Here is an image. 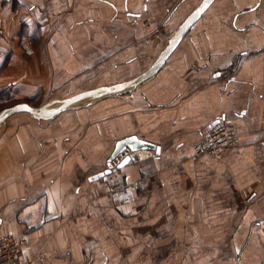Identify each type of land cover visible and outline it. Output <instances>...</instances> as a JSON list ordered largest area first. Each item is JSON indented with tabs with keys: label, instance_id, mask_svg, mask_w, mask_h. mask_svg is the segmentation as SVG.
Instances as JSON below:
<instances>
[{
	"label": "crops",
	"instance_id": "1",
	"mask_svg": "<svg viewBox=\"0 0 264 264\" xmlns=\"http://www.w3.org/2000/svg\"><path fill=\"white\" fill-rule=\"evenodd\" d=\"M202 1L0 0V91L129 81ZM63 112L0 126V235L34 264H264V0H214L150 78ZM219 118L238 148L194 157ZM129 136L155 148L111 170ZM109 169L131 201L98 197Z\"/></svg>",
	"mask_w": 264,
	"mask_h": 264
},
{
	"label": "water",
	"instance_id": "2",
	"mask_svg": "<svg viewBox=\"0 0 264 264\" xmlns=\"http://www.w3.org/2000/svg\"><path fill=\"white\" fill-rule=\"evenodd\" d=\"M214 0H203L181 23V25L176 29L174 35L170 38L168 44L164 48V50L160 53L158 58L152 64V66L147 69L142 74L138 75L137 77L112 86L87 90L84 92H80L76 95L68 97L59 101V105L55 108H50L48 106H41V107H33L26 103H19L13 106L7 107L0 111V124L3 123L9 116L16 114V113H27L31 115L33 118L38 120H49L52 117L58 115L59 113L65 111L67 108L74 104H81L91 100H97L99 98H103L112 94L122 93L127 90H132L136 88L140 83L145 81L146 79L150 78L154 75L165 62L167 57L171 54L174 48L178 45L182 37L187 33L191 25L204 13V11L210 6V4ZM21 107H27L31 109V111H22L17 110ZM216 124V121L212 124V126ZM155 146L151 143L146 141H142L135 136L126 137L115 144L114 150L110 154L108 158V162H112L116 157L123 154L125 151L130 153L136 152L138 150H147V149H154ZM130 156L126 155L122 158L118 167L123 166L125 161H129ZM110 169L105 172V174H109ZM103 174H98L91 177V180H95L101 177Z\"/></svg>",
	"mask_w": 264,
	"mask_h": 264
},
{
	"label": "built area",
	"instance_id": "3",
	"mask_svg": "<svg viewBox=\"0 0 264 264\" xmlns=\"http://www.w3.org/2000/svg\"><path fill=\"white\" fill-rule=\"evenodd\" d=\"M44 2L50 0H42ZM238 148L234 130L231 124L223 119H217L204 138L193 145L194 157L211 155L218 157L231 153ZM137 188V182L129 175H122L112 179L105 194L112 199H131ZM264 230V220L260 223ZM24 241L9 234L0 235V264H34L32 259L25 256Z\"/></svg>",
	"mask_w": 264,
	"mask_h": 264
},
{
	"label": "rangeland",
	"instance_id": "4",
	"mask_svg": "<svg viewBox=\"0 0 264 264\" xmlns=\"http://www.w3.org/2000/svg\"><path fill=\"white\" fill-rule=\"evenodd\" d=\"M69 84H70L69 86L60 87L58 89H50V87H48L46 90L43 89V90L38 91L36 93V95L21 97V98H17V99H15V98L11 99L7 96V94H3L1 99H0V109L6 108L9 106H13V105L19 104V103L30 104V106H33V107L54 106L59 101L63 100L64 98L66 99V97H69V95H71L72 93L88 88V86H81L82 82H80L79 80H75L74 82H70ZM84 84H87V82H84ZM117 94H119V93H117ZM93 101H95V100L87 101V102H84L81 104H74V105L70 106L69 108H67L63 113H66V112H69L72 110H76L78 107H83L85 105L90 104ZM16 115H18L19 117H25V118L28 117L29 118L28 115L20 116L19 113H16V114L9 116L3 123L6 124L7 120H10L11 118L13 119L14 117H18ZM33 119H35V118H33ZM51 119H53V117ZM36 120L37 121H48V120H38V119H36ZM19 121H20L19 124H21V126H27L25 124V122L27 120H21L20 119ZM3 123H1L0 126H2ZM17 127H19V126L17 125ZM124 154H127V151H125L121 155H124ZM121 155H119L112 162H110L109 166H110L111 170L114 169V163L117 162V160L121 157ZM122 175H124V174H120L118 172L111 171L110 174L103 177L100 182H96L97 186L96 185L95 186H96V192H98V194H99L98 197L106 196L105 191L108 188L109 182L112 179H114L115 177H120ZM137 189H138V182H137L136 191H137ZM136 191L134 192V195L131 199L134 198ZM131 199H124V198L120 197L117 199H112V201H114L115 203H125V202L131 201ZM126 250H128V249H126Z\"/></svg>",
	"mask_w": 264,
	"mask_h": 264
},
{
	"label": "snow or ice",
	"instance_id": "5",
	"mask_svg": "<svg viewBox=\"0 0 264 264\" xmlns=\"http://www.w3.org/2000/svg\"><path fill=\"white\" fill-rule=\"evenodd\" d=\"M17 110H22V111H31V109L27 108V107H21ZM125 163H127V161H125Z\"/></svg>",
	"mask_w": 264,
	"mask_h": 264
},
{
	"label": "bare ground",
	"instance_id": "6",
	"mask_svg": "<svg viewBox=\"0 0 264 264\" xmlns=\"http://www.w3.org/2000/svg\"><path fill=\"white\" fill-rule=\"evenodd\" d=\"M59 105V103H57L56 105H54V106H48V107H50V108H55V107H57Z\"/></svg>",
	"mask_w": 264,
	"mask_h": 264
},
{
	"label": "trees",
	"instance_id": "7",
	"mask_svg": "<svg viewBox=\"0 0 264 264\" xmlns=\"http://www.w3.org/2000/svg\"><path fill=\"white\" fill-rule=\"evenodd\" d=\"M3 94H4L3 91H0V99H1Z\"/></svg>",
	"mask_w": 264,
	"mask_h": 264
}]
</instances>
